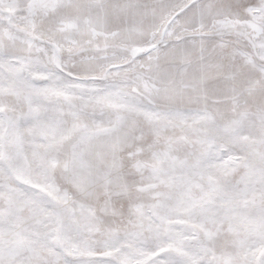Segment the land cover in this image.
<instances>
[{"label": "snow or ice", "instance_id": "1", "mask_svg": "<svg viewBox=\"0 0 264 264\" xmlns=\"http://www.w3.org/2000/svg\"><path fill=\"white\" fill-rule=\"evenodd\" d=\"M0 264H264V0H0Z\"/></svg>", "mask_w": 264, "mask_h": 264}]
</instances>
